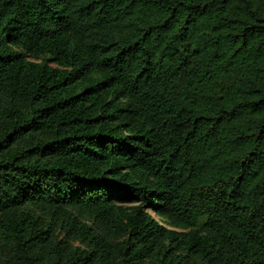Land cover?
<instances>
[{
	"label": "trees",
	"instance_id": "trees-1",
	"mask_svg": "<svg viewBox=\"0 0 264 264\" xmlns=\"http://www.w3.org/2000/svg\"><path fill=\"white\" fill-rule=\"evenodd\" d=\"M0 264H264V0H0Z\"/></svg>",
	"mask_w": 264,
	"mask_h": 264
}]
</instances>
